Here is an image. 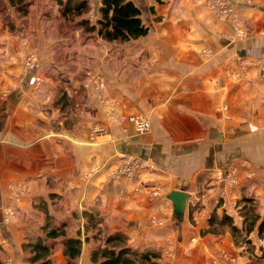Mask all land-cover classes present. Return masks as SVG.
Wrapping results in <instances>:
<instances>
[{"label": "crops", "instance_id": "1", "mask_svg": "<svg viewBox=\"0 0 264 264\" xmlns=\"http://www.w3.org/2000/svg\"><path fill=\"white\" fill-rule=\"evenodd\" d=\"M3 1L0 264H28L23 245L39 236L47 214L76 233L86 210L104 216L112 232H125L132 247L154 252L153 264H251L264 250L257 225L242 231L247 243L209 218L226 212L243 227L247 195L256 198L258 221L264 218V77L257 65L243 73L236 56L264 64V0L238 4L250 31L237 39L230 19L205 2L133 0L149 31L121 43L82 40L80 31L59 37L33 4L20 15ZM30 55L36 68L24 67ZM99 92L121 120L106 115ZM138 112L151 121L145 133L125 117ZM99 125L106 132L93 139ZM128 154L146 165L114 179ZM173 188L190 193L181 221L166 197ZM89 247L79 264H92ZM53 261L67 264L62 247Z\"/></svg>", "mask_w": 264, "mask_h": 264}, {"label": "trees", "instance_id": "2", "mask_svg": "<svg viewBox=\"0 0 264 264\" xmlns=\"http://www.w3.org/2000/svg\"><path fill=\"white\" fill-rule=\"evenodd\" d=\"M20 15L29 12L32 0H8ZM59 4V16L64 20L68 30L80 31L82 40L87 37L98 36L107 41L120 42L136 38L148 33V25L143 21L140 6L133 0H101L100 17L93 22L88 16L91 11L90 0H56ZM8 6L0 0V12L7 14ZM245 220L243 227L233 222L230 214L221 216L213 213L209 223L219 220V223L231 226L232 234L240 236L245 230L248 234L256 225L260 234L264 233V218L258 221L260 214L256 205V198L247 195L243 198ZM76 218L78 214H75ZM84 229L76 233L68 221H58L55 216L47 214L46 222L41 226L40 234L35 240L26 242L23 247L27 254L28 264H54L53 255L62 247L67 264H79L80 256L85 245L98 241L92 246L90 259L92 264H153L152 257L156 254L150 250L139 251L128 243V235L123 231L112 232L106 225L104 216L97 211L83 212ZM104 225L109 232L106 237L100 236ZM84 232V233H83ZM75 233V234H74ZM247 243L246 236H241ZM235 240L237 238L235 237ZM238 241V240H237Z\"/></svg>", "mask_w": 264, "mask_h": 264}, {"label": "rangeland", "instance_id": "3", "mask_svg": "<svg viewBox=\"0 0 264 264\" xmlns=\"http://www.w3.org/2000/svg\"><path fill=\"white\" fill-rule=\"evenodd\" d=\"M159 1H161V0H159ZM197 1L201 2V3L205 2V4H207V5L209 4L211 6V8L214 10V12L216 13V15L220 19H224V20L227 19V18L230 19V21L232 23V27H233V31L232 32L235 34V39L242 38L243 36H245V35H247L249 33L250 30H248L243 25V21L240 18V15H239V12H238V6L236 7L237 9L235 11L226 13V12L221 11L217 7L216 1H214V4L212 3V0H197ZM90 2H91L92 8H91V11L89 12L88 16L91 18V20L93 22H95L100 17V13H99V11H97V9H95V1L94 0H90ZM100 3H101V0H100ZM32 4L34 6V9H36L38 15L46 18L45 26H47V27L49 26L51 31H54L55 33H57L59 37L62 34L64 36L68 35L69 37H74L72 32L69 31L68 27L65 25L64 20H62L61 17L59 16V4L57 3L56 0H32L31 5ZM209 5H208V7H209ZM96 8H97V6H96ZM33 12H35V11H33ZM74 32H76V31H74ZM118 43H120V42H118ZM202 51H203V53H205L207 55L211 54V49L210 48H204V49H202ZM30 56H27L23 60V62L28 61V58ZM236 56H239V60H240L239 67L241 68L240 70H242L243 73L248 74L250 72V70H251V67H255L257 65L258 71H259V68L261 67V71H260V72H262L261 73L262 74L261 77H264V64L261 62V61H263L262 59L258 60V59L251 58V57H248L247 59H245L244 56L242 57V55L239 54V52L236 53ZM84 73L85 72H83V74ZM100 76H102V75L99 72H97V75L94 74V77H95L96 82L98 83L99 87L103 88V86H102L103 83H101L102 80H101ZM99 98H100V100H101V102L103 104V107H104V110L106 112V115L109 118L117 117L118 120H121L118 116L122 117L123 115L122 114H117V112H116V107L117 106H115V104H113L111 102L110 103L106 102L105 99H104L105 95L102 92H99ZM138 115H141L147 121H149V119L144 114H142L140 112H138V113H129V114H126L125 117L127 118V120H129L130 122H132L134 124L137 133H145V132H147L150 129L151 121H149L150 126H149L148 129H146L144 131L137 130V127H136V124H135L134 121H135V118L138 117ZM126 118H123V119H126ZM105 132H106L105 131V127L99 125V126H95V127L92 128L91 135H92L93 139H96L97 136H100V135L104 134ZM93 171H95V170H93ZM139 171L136 174H134V175H132L130 177L136 176L139 173ZM156 189L155 188H152V189L149 188L147 190L149 192H151L152 190H156ZM100 228H102V230H101L102 232H100L101 233L100 236L106 237V235H107V233L109 232L110 229H108L104 225L100 226ZM261 235H263V234H261ZM96 244L98 245L99 243H98V241L94 240L92 243L87 244V245H90L89 248L91 250V247L92 246H96ZM137 249L139 251L141 250L140 248H137ZM222 255H224L226 257H229V259H234V257L230 256L229 254L223 253ZM250 263L251 264H264V250L262 252H259L258 254H254V256L251 257Z\"/></svg>", "mask_w": 264, "mask_h": 264}, {"label": "built area", "instance_id": "4", "mask_svg": "<svg viewBox=\"0 0 264 264\" xmlns=\"http://www.w3.org/2000/svg\"><path fill=\"white\" fill-rule=\"evenodd\" d=\"M214 1H216L217 7L223 11V12H233L237 8V4L241 2H253L254 0H212V3L214 4ZM235 13V12H234ZM38 65L37 60L33 57L30 56L28 58V61L24 62V67L26 68H36ZM36 81L39 83L42 81V78L36 77ZM135 124L137 127V130L144 131L149 128L150 123L147 121L144 117L141 115H138L137 118H135ZM103 130V129H102ZM146 163L142 159H138L136 156L132 154H128L122 157L121 163L113 170L112 172V177L114 179H122L125 177L130 178V176L136 174L142 166H144ZM228 180L230 182L236 181V175H235V169H232L231 172L227 174ZM152 195L159 194V191L152 190L151 192ZM9 216L7 213L4 215L3 223H7L9 221ZM0 232H1V223H0Z\"/></svg>", "mask_w": 264, "mask_h": 264}, {"label": "water", "instance_id": "5", "mask_svg": "<svg viewBox=\"0 0 264 264\" xmlns=\"http://www.w3.org/2000/svg\"><path fill=\"white\" fill-rule=\"evenodd\" d=\"M189 195V191L180 188H173L170 192L166 194V197L172 200V212L174 216L180 221L183 220L185 216V208L187 206V200Z\"/></svg>", "mask_w": 264, "mask_h": 264}, {"label": "bare ground", "instance_id": "6", "mask_svg": "<svg viewBox=\"0 0 264 264\" xmlns=\"http://www.w3.org/2000/svg\"><path fill=\"white\" fill-rule=\"evenodd\" d=\"M247 3H253V2H247ZM237 6H238V4H237Z\"/></svg>", "mask_w": 264, "mask_h": 264}]
</instances>
